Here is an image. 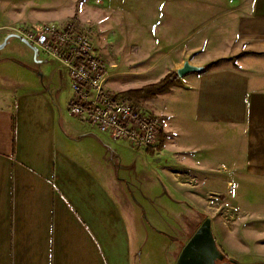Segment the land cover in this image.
<instances>
[{
    "label": "crops",
    "instance_id": "obj_1",
    "mask_svg": "<svg viewBox=\"0 0 264 264\" xmlns=\"http://www.w3.org/2000/svg\"><path fill=\"white\" fill-rule=\"evenodd\" d=\"M107 1L116 10H127V4L152 8L139 24L143 53L124 73L166 77L186 62L204 68L154 98L162 122L159 144L150 152L161 148L171 163L184 162L194 173L201 169V188L219 181L208 176L211 170L233 176L240 189L264 187V0ZM58 16L39 21L64 26V16ZM4 20L0 16L3 39L18 36ZM29 23L38 25L33 18ZM40 54L35 55L40 85L14 90L0 84V264H134L113 177L121 158L115 141L78 121L67 123L65 106L74 94L65 96L62 84L71 79L57 61ZM174 94L185 99L180 115L192 126L184 145L169 121L176 112L162 108ZM199 149L202 159L186 158ZM181 173L189 179L179 184L183 176L174 173L175 182L191 190L196 207L209 204L193 192L199 180Z\"/></svg>",
    "mask_w": 264,
    "mask_h": 264
},
{
    "label": "rangeland",
    "instance_id": "obj_2",
    "mask_svg": "<svg viewBox=\"0 0 264 264\" xmlns=\"http://www.w3.org/2000/svg\"><path fill=\"white\" fill-rule=\"evenodd\" d=\"M107 3V0H0V13H3L0 16L5 17V23H11V33L45 25L61 26L53 21H39L40 18L51 19L58 15L60 18L64 16L65 24L62 25L74 23L79 30H89L94 36L93 44L98 54L108 66L107 74L120 73L113 78L108 76L106 86L123 97L125 92L158 83L165 77H138L124 73L136 65L134 59L143 53L138 29L139 24L151 15L152 8L127 4L124 11L109 8ZM31 18L37 19L36 27L30 25ZM4 33L6 31L0 30V46L5 44L0 50V84L14 90L40 85L35 51L16 34L8 40L3 39ZM39 56L43 55L39 53ZM112 63L118 68L111 69ZM63 85L65 96L73 95L70 82ZM156 97L144 99L140 108L156 115L152 104ZM184 100L179 94H174L168 97L170 106L161 105L166 112L172 109L176 112L170 114L169 121L175 122L173 127L181 145L187 143V131L192 128L180 115ZM65 108L67 123L79 122L70 116L67 106ZM160 111L157 112L161 114ZM84 129L79 130L86 132L87 128ZM197 137L201 139V134ZM114 147L121 158L115 160L113 177L116 186L120 187V203L133 240L134 264H177L182 250L207 219L212 222L213 236L224 256V263L264 264V187L240 189L233 176L211 170L208 176L219 181L216 185L208 182L203 189L202 170L195 168L194 173L191 166L189 171L184 169V162L171 163L166 151L156 150L152 154L150 150H137L126 141H115ZM199 151L186 158L190 161L202 159L201 149ZM214 160L218 164L217 158L210 159L211 162ZM180 172H190V176L199 180V187L193 192L205 200L210 199L209 204L196 207L189 195L191 190L175 182L176 173L183 176L179 184L189 179Z\"/></svg>",
    "mask_w": 264,
    "mask_h": 264
},
{
    "label": "built area",
    "instance_id": "obj_3",
    "mask_svg": "<svg viewBox=\"0 0 264 264\" xmlns=\"http://www.w3.org/2000/svg\"><path fill=\"white\" fill-rule=\"evenodd\" d=\"M19 37L68 72L74 94L68 105L70 116L112 141H126L137 150L158 146L161 120L109 90L108 66L89 30H79L74 23L45 25L20 32Z\"/></svg>",
    "mask_w": 264,
    "mask_h": 264
},
{
    "label": "water",
    "instance_id": "obj_4",
    "mask_svg": "<svg viewBox=\"0 0 264 264\" xmlns=\"http://www.w3.org/2000/svg\"><path fill=\"white\" fill-rule=\"evenodd\" d=\"M16 37L22 40L21 37ZM22 41L25 42L24 40ZM4 47L5 44L0 47V50ZM33 49L36 55H38V50L35 48ZM203 70L204 68L195 67L190 65L189 62H186L183 68L177 71V74L178 77L182 79L191 73H200ZM223 260L224 256L219 251L216 240L213 236L212 222L210 219H207L198 229L189 243L184 247L179 256L177 264H217L218 262Z\"/></svg>",
    "mask_w": 264,
    "mask_h": 264
},
{
    "label": "trees",
    "instance_id": "obj_5",
    "mask_svg": "<svg viewBox=\"0 0 264 264\" xmlns=\"http://www.w3.org/2000/svg\"><path fill=\"white\" fill-rule=\"evenodd\" d=\"M215 65H217V63H213L207 68H211ZM177 86H182L181 79L178 77L177 73H170L158 83L147 85L138 90H131L123 93L122 98L128 100L135 107L140 108V104L144 99L169 93L173 87ZM159 150H161V148ZM151 152H153V150Z\"/></svg>",
    "mask_w": 264,
    "mask_h": 264
},
{
    "label": "flooded vegetation",
    "instance_id": "obj_6",
    "mask_svg": "<svg viewBox=\"0 0 264 264\" xmlns=\"http://www.w3.org/2000/svg\"><path fill=\"white\" fill-rule=\"evenodd\" d=\"M217 264H226V263H224V261H223V262H218Z\"/></svg>",
    "mask_w": 264,
    "mask_h": 264
}]
</instances>
